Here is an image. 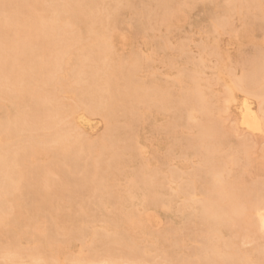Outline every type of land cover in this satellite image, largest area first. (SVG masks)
I'll return each instance as SVG.
<instances>
[{
    "label": "bare ground",
    "instance_id": "bare-ground-1",
    "mask_svg": "<svg viewBox=\"0 0 264 264\" xmlns=\"http://www.w3.org/2000/svg\"><path fill=\"white\" fill-rule=\"evenodd\" d=\"M210 1L218 0H151L148 5L134 0H0V239L9 236L8 245L15 243L12 252L1 247L5 253L0 264H264L259 237L264 235V180L257 183V178L251 185L245 177L250 167H264V149L252 162L254 145L247 138L264 137V55L255 37L264 21V0H223L224 8L210 7ZM112 3L115 13L129 10L123 25L137 38L124 58L114 47L117 19L110 11ZM200 3L211 23L205 33L219 40L236 32L240 46L242 41L254 46L251 57L240 51L237 60L210 65L208 56L220 55L219 46L203 42L200 61L191 62L189 69L177 68L175 59L183 56L184 47L171 46L172 51L167 32L160 28L197 10ZM235 18L244 22L241 36V28L234 29ZM138 45L148 51L141 54ZM164 50L176 51L165 61L175 74L157 83L158 72L150 63ZM208 69L213 70L211 78ZM215 86L222 88L225 103L218 117L236 111L237 128L230 130H242L237 137L247 135L249 143L237 138V144L226 147L229 130L221 132L223 125L215 117L220 102L211 94ZM64 95L73 101L65 109ZM171 111V120L150 130V135L161 133L167 141L164 155L157 157L154 149L159 167L142 158L125 179L128 190L110 192L105 185L126 165L125 157L143 154L139 136H131L135 119L146 123ZM92 117L101 118L105 127L100 137L89 140L85 129L93 127ZM183 122L191 134L182 139L180 150L194 156L190 172L170 164L176 159L170 156L180 142ZM46 130L41 142L39 132ZM133 187L139 194H129ZM58 188L59 198L81 202V221L74 227L81 241L79 255L73 252V237L62 239L57 229V216L65 212L62 203L54 201ZM85 191L88 201L101 194L102 200L96 196L101 203L99 228L87 226L82 218L91 214L90 203L81 201ZM153 219L164 228L147 236L146 223ZM190 237L196 243L192 249L187 247ZM17 239L26 246L18 248ZM248 239L256 246L242 250Z\"/></svg>",
    "mask_w": 264,
    "mask_h": 264
},
{
    "label": "rangeland",
    "instance_id": "rangeland-1",
    "mask_svg": "<svg viewBox=\"0 0 264 264\" xmlns=\"http://www.w3.org/2000/svg\"><path fill=\"white\" fill-rule=\"evenodd\" d=\"M57 1V3L59 2V4H60V2L62 1V0H56ZM135 1V4H140L141 3V1H143L146 5H148V4H150V2H151V0H134ZM224 1L223 0H218V1H210V2H207L209 5H210V7H216V6H218V7H220V8H224L225 6V3H223ZM40 3V2H39ZM62 3V2H61ZM223 3V4H222ZM41 4V3H40ZM41 6H42V4H41ZM112 8L114 9H110V11L114 14V18H116L117 19V21H116V27H115V29L113 30V31H115L116 30V28H117V30H116V33H114V35H113V39H114V47L116 48V53L118 54H116L117 56H120V57H122L123 56V58L124 57H127L129 54L128 53H130L131 52V50H132V48L134 47V45H135V40L137 39H132L131 37H130V30L125 26V25H123V23H125L126 22V19L128 18V16H129V14H130V12H129V10L128 9H124L123 11H116V13L115 12H113V11H115V4L114 3H112ZM43 7H45V6H42V7H40V9H43ZM198 8H197V10H195L194 9V11H188L187 12V15L186 16H183L179 21H177V22H174V23H171L169 26H164V27H161L160 28V32H162V33H166L168 36V38H169V42L171 43V45H170V47L171 46H174L175 47V50H177V48L176 47H184V53H183V56H181V58H179L178 56H176V59H175V62H176V66H177V68L178 69H189V68H191L192 67V64H191V62H193V63H195V62H198V61H200V57L199 56H202V52H201V49H200V47L199 46H201L202 44H203V42H204V44H205V42H206V44L207 45H212L213 44V46H215V48L217 47V45L219 46V48H218V51H220V55H222L220 58H219V56L220 55H212V57L211 58H209V56H208V60L210 61L209 63H210V65L211 64H213V65H216V66H218L219 65V62H223V59H225V60H227V58H228V63H230V61H232V60H234V59H236L237 60V58H239L240 56H239V52L241 51L244 55H245V57H251L252 56V54H253V51H254V46L253 45H250V44H246L245 43V41H242V43H243V46H240V44H238L239 43V39H240V37H238V39H236V37L234 38V35L236 34V32L232 35V37H228V36H225V37H222L221 38V36H220V38H219V40H218V37H217V35L215 34V39H214V36H210V34L208 35L207 33H205V31L207 30V29H210L211 28V23H210V21H209V18L208 17H206V16H204L203 15V4H199L198 6H197ZM39 12V14L38 15H40V13H41V11H37V13ZM11 13H12V11H11ZM36 13V14H37ZM195 13H197V14H195ZM43 14V13H42ZM117 14V15H116ZM116 15V16H115ZM188 15H190V16H188ZM8 16V15H7ZM125 16V17H124ZM196 17V18H195ZM2 18V20L4 19V17H1ZM114 18H112V19H114ZM182 22V23H181ZM189 23V24H188ZM242 23V24H241ZM173 25H175L174 27H173ZM244 25V22H242V21H239L237 18H235L234 19V29H235V31H238V30H236V29H240L242 26ZM171 26V27H170ZM168 28V29H167ZM202 28V29H201ZM163 31H162V30ZM166 29V30H165ZM177 29V30H176ZM127 30V31H126ZM193 30L195 31V32H193ZM242 30H243V28H241L239 31H238V34L241 36V34H242ZM117 31H121L120 33H118ZM128 33V34H126V33ZM262 32V33H261ZM205 33V34H204ZM126 34V35H125ZM125 35V36H124ZM205 35V36H204ZM124 36V37H123ZM219 36V35H218ZM264 36V21L263 22H260L259 23V26L257 27V33L255 34V37H256V40H257V42H260V48L262 49V53H263V55H264V44H262V43H264V41H263V37ZM226 37H227V39H226ZM133 38H135V37H133ZM185 38V39H184ZM188 38H190V39H188ZM210 38V39H209ZM229 39H230V41H229ZM175 40V41H174ZM183 40V41H182ZM192 40V41H191ZM207 40V41H206ZM209 40V41H208ZM244 40V39H243ZM177 41V42H176ZM179 41H182L181 43L183 44V46H182V44L179 42ZM186 42H188L189 44L192 42L193 44H188V43H186ZM262 42V43H261ZM169 43V44H170ZM180 43V44H179ZM194 43H195V46H193L194 45ZM186 44V45H185ZM197 44H198V46H197ZM229 44V45H228ZM177 45H179V46H177ZM136 46V45H135ZM140 48H139V52L142 54V52L144 53V52H147L148 50L144 47V46H140V45H138ZM189 46V47H188ZM238 46H240V47H242V48H239ZM191 47V48H190ZM76 47H71V51H73L74 49H75ZM142 48V49H141ZM197 48V49H196ZM237 48V49H236ZM171 49H172V51H173V48L171 47ZM191 49V50H190ZM196 49V50H195ZM172 51H166V50H164V51H159V53H157L158 55H154V57H152V59H153V61H151V63H150V66L152 67V68H154V69H156L157 70V72H158V76H156L154 79H156L155 81L158 83V82H161V81H163L164 79L166 80V78H167V75L169 76V75H173V74H175V71L174 70H170L169 68H167V67H165L166 65H165V61H167L168 59H169V57L171 58V56L173 55V53L174 52H176V51H174V52H172ZM237 51V52H236ZM172 52V53H171ZM187 52L189 53L188 54V56H187ZM193 52V53H192ZM199 53V54H198ZM124 54V55H123ZM127 54V55H126ZM165 54V55H164ZM178 54V53H177ZM197 54V55H196ZM126 55V56H125ZM171 55V56H170ZM190 55V56H189ZM238 55V56H237ZM160 56H161V59H160ZM198 56V57H197ZM211 56V55H210ZM214 56V57H213ZM179 59H178V58ZM197 57V58H196ZM216 57V58H215ZM217 57L219 58V59H217ZM156 58V59H155ZM222 58V59H221ZM164 59V60H163ZM188 59V60H187ZM231 59V60H230ZM198 60V61H197ZM215 60V61H214ZM164 62V64H162ZM212 62V63H211ZM158 65H160V66H158ZM210 66V68H215L216 66ZM164 66V67H163ZM184 66H186L185 68H184ZM183 67V68H182ZM166 68V69H165ZM169 70H170V72H169ZM239 70H241V67H238V70H237V74H239L240 73V71ZM172 72V73H171ZM212 73H213V70H211V69H208V71H207V77L209 78H211L212 77ZM162 77H161V76ZM142 77H145V76H143L142 75ZM227 84H229V81L227 80V82H226V85ZM216 87V88H215ZM215 87H213V91L211 92V94H212V96H216L217 98H215V96H214V102H218L219 100H220V102H218V105L219 106H217L216 104V106L214 107V108H216L217 107V109H216V111H215V117L217 118V121L219 122V124H222L223 126V128H221V132H223V131H225V132H227L228 130V132L229 133H231L232 135H230L228 132V141L226 142V147L227 146H229V145H232V144H237L238 142H237V138H239V137H241V136H239V137H237L238 135H242V130H240V129H236L235 130V128H234V133H235V135H234V133H233V131H231L230 130V128L231 129H233V127H234V125H235V127H236V124H235V119H236V117H237V112L236 111H233V112H231L230 114H226L225 115V113H222V115H221V113H220V116L218 117V108L220 107H223L224 108V106H222L221 104H223V105H225V103H224V101H223V96H222V94H221V92H222V88L219 86H215ZM214 93V94H213ZM64 97H66L65 95H64ZM63 98V97H62ZM62 102H64L63 104H62V106H63V108L65 109L66 108V106L65 105H67V104H73V101H72V99L70 98V97H66V98H64V100L62 99ZM221 105V106H220ZM63 108H61L62 110H63ZM219 108V109H220ZM223 110V109H222ZM221 110V111H222ZM217 114V115H216ZM165 115V116H164ZM173 115H174V113L171 111V113L170 114H168V113H160V114H156L155 116H153L152 117V119H151V117L148 119L149 121L148 122H146L145 123V120H142V119H135V122H134V127H135V129H133L132 130V134H131V136H139V147L140 148H142L141 150H142V152H143V154H142V156H141V158L140 157H138V158H134V157H125V159H126V165H123V166H120L119 168H118V170L114 173V174H112L110 177H109V181L111 182H109L108 181V183L105 185V187H108L109 188V190H110V192H114V193H124L125 191H127L128 190V188H127V185H126V183H125V179H126V177L130 174V173H132L133 171H135L136 169H137V167H138V165H139V163H140V161L142 160V158H143V160H146V162L148 161V163H149V165L152 167V168H154V169H157V168H155L156 166H158V165H156V162H157V159H155L154 158V156L153 155H155V154H153L154 153V149H156V156L157 157H159V155L161 156L162 154L164 155L165 153H166V150H167V141L165 140V138L162 136V134L160 133H155L154 135H156V136H152V135H150V130H151V127H159L158 125H160L161 123L163 124L164 122H165V120L166 121H168V120H171L172 119V117H173ZM185 115H187V114H185ZM192 115H194V116H197V112L196 111H193L192 112ZM163 117H165V118H163ZM168 117V118H167ZM221 117V119H219ZM154 118V119H153ZM155 118H156V120H155ZM168 119V120H167ZM219 119V120H218ZM91 121H92V128H86L85 129V131H86V134H85V139H89V140H92V138H93V140L94 139H96V137H100L101 135H102V131H103V133H104V127H105V124L102 122V120H101V118H99V117H92L91 119H90ZM104 124V125H103ZM181 126H179V128H178V141H180L179 143H177V146L178 147H176L175 149H173V152H172V155L170 156V159L172 158V160H173V157H175L176 159L174 160V162H171L170 164H174V165H177L178 167H180L181 169H183V170H185L186 172H190V161L193 159V155L192 154H189V155H185L184 153H182L181 152V150H180V146L181 145H183L184 144V140H182V139H184L185 137H187L189 134H191V130H190V128H188V126L185 124V122H183V123H181L180 124ZM185 125V126H184ZM104 126V127H103ZM184 126V129L182 128ZM221 126V125H220ZM186 127L188 128V130L186 129ZM140 128V129H139ZM237 128V127H236ZM160 129V128H159ZM186 129V130H185ZM224 129V130H223ZM57 130H58V127H57ZM82 130H84V129H82ZM138 130H139V132H138ZM49 132V130H46V131H40L39 133V139L43 136V132L45 133V132ZM239 131V132H238ZM240 131H241V133H240ZM50 132L51 133H53V129L51 130L50 129ZM101 132V133H100ZM160 132V131H159ZM237 132L239 133V134H237ZM181 133V134H180ZM186 134V135H185ZM237 134V135H236ZM244 134H248V133H246V132H244L243 131V135ZM146 135V136H145ZM158 135H160V137L158 136ZM249 136H250V138H249ZM44 137V136H43ZM151 139H150V138ZM233 137H235V138H233ZM246 137H247V135H244V137L243 138H239V139H245V141L246 142H248L249 143V139H250V144L252 143L253 145H254V150L252 151L251 150V156H253L254 158H256V161H253V159H252V162H257L258 160H259V158H260V156H261V154H262V149H264V137L262 136H256V139L258 140V141H256V139L254 138V136H251L250 134H248V137L247 138H249V139H246ZM259 137H261V138H259ZM152 138H155V139H152ZM254 138V139H253ZM147 139H149L148 140V143H150V145H151V147H150V145L147 143ZM160 139V140H159ZM236 139V140H235ZM41 140V142H42V140H43V138H41L40 139ZM46 140V139H45ZM44 140V141H45ZM158 141V142H157ZM241 141H243V140H241ZM240 140H239V142H241ZM253 141V142H252ZM256 145H255V144ZM253 145H251V147L253 146ZM119 147L121 148V147H123V143H121V144H119ZM156 147V148H155ZM179 148V149H178ZM253 148V147H252ZM176 150V151H175ZM158 151V152H157ZM161 153V154H160ZM182 153V155H181V157H182V160H180L179 159V157H180V154ZM261 153V154H260ZM151 155V156H150ZM179 156V157H178ZM185 156V157H184ZM107 157L105 156V157H103V161H104V163L105 162H107V159H106ZM252 158V157H251ZM57 159H59V157H57ZM132 159V161H130ZM183 159H184V161L185 162H183ZM156 160V161H155ZM180 160V161H179ZM189 160V161H188ZM45 165H44V163H43V165L44 166H46L47 164H48V162H49V158L47 157V158H45ZM150 161V162H149ZM187 161V162H186ZM154 162V163H153ZM183 162V164L181 165V164H178V163H182ZM177 163V164H176ZM40 166H42V164L40 165ZM261 166V165H260ZM259 165H255V167H250V169H249V173H247V174H249L248 176H246L245 175V177H246V180H247V182H250L249 184H251V185H253V183L255 184L257 181V183H259V182H261L262 180H264V173H262V172H264V167H262V169H261V167H260ZM159 167V166H158ZM257 167V168H256ZM75 171V170H74ZM78 171H79V169H78ZM76 172L75 171V173H79V172ZM261 171V172H260ZM192 172V171H191ZM257 173V174H256ZM252 175V176H251ZM250 176V177H249ZM252 177V178H251ZM260 177H261V179H260ZM263 177V178H262ZM113 178V179H112ZM257 178H259L258 180H257ZM58 180H59V178H57ZM56 179V180H57ZM54 180H55V178H54ZM57 180V183L59 182ZM253 180V181H252ZM256 182H255V181ZM114 182L116 183V184H114ZM113 183V184H112ZM58 184H60V183H58ZM117 186H119L118 188H117ZM58 187H60L61 188V186L59 185ZM111 188V189H110ZM114 188H116V189H114ZM122 188V189H121ZM127 189V190H126ZM59 188H58V191H57V196H58V198H56L57 196H56V194H55V196L56 197H54V201L56 202V203H62V209H63V212H64V214H63V216H59L58 215V213H57V229L59 230V232H60V238H62L63 237V235L65 236V235H67V240L68 239H70V241H72V237H73V241L71 242V244H72V247L74 248V253H75V255L76 254H80L79 252H81L80 250H78L79 249V247L81 246V244L79 245V243L81 242L80 241V236H79V234L77 233V232H75L76 230H75V226L77 225V222H78V220L80 219L79 217H80V215H82L81 213H82V209H81V202H78V201H76V202H71V201H69L68 199H65V198H59ZM121 190V191H120ZM139 189H138V187H133V188H131V190L129 191V194L130 195H134V194H139V191H138ZM117 191V192H116ZM83 196H82V200L81 201H83V199H84V204L85 203H90V207H91V209L89 210L90 212L89 213H91V214H89V216H83L82 218H84V221H85V223H86V225L87 226H90V227H101V224L98 222H96V220L98 219V217H99V215L100 214H98V210H97V205L99 206V205H101V203H100V201H98V199L99 200H102V197H101V194H97L96 196L98 197L99 195V198L97 199V197L96 196H94L90 201H88L89 199L88 198H90V195H88L89 193L88 192H83V193H81ZM88 195V197L86 196L85 198H84V196L85 195ZM31 198V196H29V195H26L25 196V198L24 199H28V198ZM30 198L28 199L29 201H30ZM87 198V199H86ZM59 199V200H58ZM61 199H62V201H61ZM64 199V200H63ZM94 199H96V200H94ZM105 199V198H104ZM69 201V202H68ZM86 201V202H85ZM92 201H94V202H92ZM136 201V199H134V202ZM70 202L71 203H73V204H70ZM78 202V203H77ZM98 202H99V204H98ZM104 202H105V200H104ZM68 203L70 204L69 206H68ZM95 203H97V204H95ZM67 204V205H66ZM91 204H93V205H91ZM73 205V206H72ZM80 205V206H79ZM70 207V209L68 210V208ZM73 207V208H72ZM96 207V208H95ZM72 208V209H71ZM75 208H77V209H75ZM75 209V210H74ZM81 211H80V210ZM67 210V211H66ZM58 211V210H57ZM78 211V212H77ZM68 212V213H67ZM75 212V213H74ZM81 212V213H80ZM104 212V211H103ZM100 213V212H99ZM66 214V215H65ZM41 217H43V215L41 216ZM91 217V218H90ZM88 218V219H87ZM90 218V219H89ZM61 219V220H60ZM93 219V220H92ZM59 221V222H58ZM79 221H81V219L79 220ZM95 221V222H94ZM89 224V225H88ZM93 225V226H92ZM158 225H160V227L156 230V228L158 227ZM162 226V227H161ZM62 227V228H61ZM149 228V229H148ZM162 228H164V226L162 225V223H161V221L159 220V221H157V220H151V221H149V222H147L146 223V228H145V233H146V235L148 236H150V235H152L153 233H157V232H160L161 230H162ZM192 228H196V226L195 225H193L192 226ZM71 229V230H70ZM153 229V230H152ZM64 230V231H63ZM67 231V232H66ZM70 231V232H69ZM72 231V232H71ZM65 232V233H64ZM70 233V234H69ZM74 233H75V235L77 234V236H75L74 235ZM149 233V234H148ZM71 234H72V236H71ZM262 233H260V236L259 237H261L260 238V242H261V240H263L264 241V235H261ZM60 238L59 237H57V241H60ZM191 239H189L188 240V243H187V247H189V248H194L196 245V243L194 242V238L193 237H190ZM7 239V240H6ZM8 239H9V236H4V237H1V239H0V242H5V243H1L2 245H4V244H6V246L4 245V246H1V244H0V249H2L1 247H4V249L6 248V247H8L9 249H11L10 251L12 252L13 251V249H15V248H11L12 246L14 247L15 246V243L13 242V244H10V245H8L9 244V241H8ZM63 239V238H62ZM75 239V240H74ZM20 242H19V241ZM75 241V242H74ZM76 241H77V243H76ZM263 241L261 242V243H263ZM7 242V243H6ZM22 242H24V243H22ZM20 243V244H19ZM19 245H21L22 247L25 245L26 246V243H25V240H21V239H17L16 240V246H18V248H19ZM245 245V246H244ZM24 246V247H25ZM191 246V247H190ZM244 246V247H243ZM256 246V244L254 243V245H253V243H251V240H246L245 242H243L242 243V250H245V251H251L254 247ZM23 247V248H24ZM21 248V247H20ZM6 250V252L8 251V249H5ZM9 251V252H10ZM1 254L0 255H2L3 254V252H4V250L2 249L1 250ZM5 253V252H4ZM77 255V256H78ZM153 256V255H152ZM143 257L147 260V263H148V257L146 258V255H143ZM1 260H2V258L0 259V262H1ZM157 261L158 260H155L154 262H152V263H154V264H157ZM159 261H160V259H159ZM2 263V262H1Z\"/></svg>",
    "mask_w": 264,
    "mask_h": 264
}]
</instances>
